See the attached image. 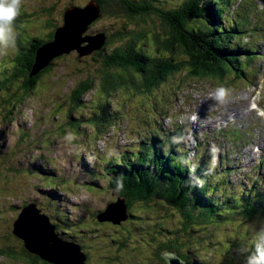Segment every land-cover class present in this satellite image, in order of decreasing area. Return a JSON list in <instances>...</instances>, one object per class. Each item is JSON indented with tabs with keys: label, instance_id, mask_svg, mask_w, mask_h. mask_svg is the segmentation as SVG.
<instances>
[{
	"label": "rangeland",
	"instance_id": "374dc122",
	"mask_svg": "<svg viewBox=\"0 0 264 264\" xmlns=\"http://www.w3.org/2000/svg\"><path fill=\"white\" fill-rule=\"evenodd\" d=\"M91 1L24 0L20 15L25 14L29 20L25 26L29 34H24L28 38L34 36L31 31L36 24L46 32L58 29L64 25L68 8L84 7ZM160 1L168 8L178 7L182 0ZM216 1L218 7L231 1L223 15L228 25L237 24L242 30L236 42L244 50L253 51V55L243 59L247 77L219 84L214 80L189 79L181 73L147 94L138 93L131 86L104 99L93 91L83 98L86 104L82 108L72 109L68 108V99L73 89L88 76L100 75L104 67L102 58L91 59L93 55L75 51L55 60L41 87L12 109L10 118L6 119L10 107L0 108L4 146L0 155V264H35V259L37 264H48L33 254L24 255L22 241L12 233L13 222L31 202L49 217L52 225L56 220L58 238L81 247L85 264H168L164 255L173 253L164 249V244L176 246L180 255L198 261L196 264H244L243 259L249 254L244 252L253 250V230L264 226V215L255 216L248 224L234 220L230 225L214 224L192 233L195 226L182 231V217L173 208L157 205L136 203L129 210L133 216L125 220L124 211L118 208L107 218H98L120 200L109 187L105 164L126 150H137L142 138H151L152 134L163 140L166 148L187 150L189 160L193 156L190 148L196 145L198 155L204 157L214 177L211 184L217 179L222 183L223 194L218 191L219 195L234 194L240 198L250 190L264 192V166L258 169L264 155V119L256 115V110H249L256 105L264 108L263 1ZM117 14L118 18L103 14L85 35L103 32L110 37L125 26L136 31L135 22ZM155 24H148L144 30L148 40L150 34L159 31ZM15 32L17 39L16 28ZM15 54L16 42L14 48L0 54V79L12 74L4 69L13 67ZM41 55L44 57L47 51ZM220 87L229 90L228 101L223 105L213 97ZM101 103L109 105L110 117L99 132L96 123L85 120L100 113ZM80 116V127H71V122ZM56 217L64 223L70 221L71 226L63 225ZM168 229H177L176 235ZM243 233L251 237L241 241ZM1 251L13 256L6 257Z\"/></svg>",
	"mask_w": 264,
	"mask_h": 264
},
{
	"label": "trees",
	"instance_id": "16d2710c",
	"mask_svg": "<svg viewBox=\"0 0 264 264\" xmlns=\"http://www.w3.org/2000/svg\"><path fill=\"white\" fill-rule=\"evenodd\" d=\"M262 1L264 7V0ZM95 2L100 5L102 14H108L113 18L119 17L117 12L124 14V18L135 22L137 29L132 31L125 26L110 37L101 32L106 36V44L103 49L93 53L91 58L103 59L104 67L101 74L97 77L88 76L73 89L68 99V108H82L86 104L83 98L93 91L104 99L122 89L129 90L131 86H134L138 93L154 92L169 77L181 73L189 79L214 80L219 84L228 83L226 80L247 77L243 59L253 55V51L244 50L236 42L242 30L237 24L228 25L226 16L223 15L226 5L231 7V1H225L222 3L225 4L224 7L221 4L218 7L216 0H182L178 7L168 8L165 3L161 4L160 0H95ZM155 2L160 5L157 6ZM28 21L23 13L15 21V28L18 30L15 64L11 69H4V71L10 69L12 74L0 79V98L3 97L0 108L10 107L6 111V114L10 111L6 119L11 117L12 109L18 108L35 94L55 63L54 61L50 67L31 77L39 49L54 41L57 28L46 32L36 24L34 31H31L35 35L28 38L24 34L25 32L29 34V30L25 29ZM150 23H156L154 27L159 31L155 33L156 35L150 34L148 40V34L144 30ZM139 42H142V45L138 47ZM108 46L113 47L103 56ZM108 108V104L101 103L98 106L100 113L97 112L92 118H86L85 122L97 124V131L101 132L110 117ZM82 119L83 116H80L76 121L73 120L71 127L79 128ZM2 136L0 131V142ZM3 148L4 146L1 147L0 155ZM174 155L181 159L175 158ZM262 163L263 160L261 165ZM105 166L108 167L109 187L117 193L119 199L125 201L128 219L133 216L129 210L136 203L157 205L165 209L173 208L182 217V231L195 226L190 230L192 233L198 232L201 227L205 229L214 224L230 225L234 220L241 221L239 224H248L255 216L264 215V192L250 190L240 198L234 194L219 195L223 194L220 188L222 183L217 179L211 184L214 177L205 162H201L199 158L189 160L186 151L181 152L174 146L166 148L163 140L153 134L151 138H142L137 150H126ZM91 176L93 179L98 177L94 173H91ZM29 204L36 203L31 202L27 205ZM57 221L71 226L68 220L65 223L60 219ZM54 225H58L56 220ZM168 231L175 234L177 229ZM240 237H244L241 241H246L251 236L243 233ZM23 248V254L28 255L24 243ZM164 249L177 253L185 262L193 264L198 262L180 255L176 246L169 247V244H164ZM251 251L247 250L244 253L250 254ZM1 252L6 257L13 256L11 252ZM23 254L20 255L24 256ZM235 257L232 255V259Z\"/></svg>",
	"mask_w": 264,
	"mask_h": 264
},
{
	"label": "water",
	"instance_id": "95a60500",
	"mask_svg": "<svg viewBox=\"0 0 264 264\" xmlns=\"http://www.w3.org/2000/svg\"><path fill=\"white\" fill-rule=\"evenodd\" d=\"M102 15L100 5L95 0L83 8H68L64 12V25L56 30L54 41L39 49L31 77L50 67L54 60L63 55L76 51L80 55L87 56L103 49L107 40L105 34L85 35L88 28ZM45 51L47 55L43 57L41 53ZM1 147L3 146L0 142V150ZM117 208L124 211V220L128 219L125 201L121 199L116 204L110 205L105 214L103 212L98 218H107ZM12 233L23 241L25 249L30 254L48 264H85L86 257L81 253V247L58 238L55 226L52 225L49 217L41 213L36 204H29L22 208L21 214L13 224ZM164 257L168 264H193L184 262L174 254L164 255Z\"/></svg>",
	"mask_w": 264,
	"mask_h": 264
},
{
	"label": "clouds",
	"instance_id": "9594fccd",
	"mask_svg": "<svg viewBox=\"0 0 264 264\" xmlns=\"http://www.w3.org/2000/svg\"><path fill=\"white\" fill-rule=\"evenodd\" d=\"M24 0H0V54L15 47V21L20 15ZM214 99L223 105L228 101L229 90L217 88ZM256 115L264 119V108L256 107ZM2 146L3 143L1 142ZM253 250L245 258L244 264H264V226L253 230Z\"/></svg>",
	"mask_w": 264,
	"mask_h": 264
},
{
	"label": "flooded vegetation",
	"instance_id": "af4514ba",
	"mask_svg": "<svg viewBox=\"0 0 264 264\" xmlns=\"http://www.w3.org/2000/svg\"><path fill=\"white\" fill-rule=\"evenodd\" d=\"M94 24H95V23H94ZM94 24H93V25H94ZM91 26H92V25H91ZM14 61H15V59L13 60V63H14ZM54 61H55V60H54ZM54 61H53V62H54ZM14 64H15V63H14ZM9 70H10V69H9ZM171 253H173V254H174V252H171ZM166 255H167V254H166Z\"/></svg>",
	"mask_w": 264,
	"mask_h": 264
},
{
	"label": "bare ground",
	"instance_id": "6f19581e",
	"mask_svg": "<svg viewBox=\"0 0 264 264\" xmlns=\"http://www.w3.org/2000/svg\"><path fill=\"white\" fill-rule=\"evenodd\" d=\"M249 110H251L250 108H249ZM254 110V109H253ZM101 177V176H100Z\"/></svg>",
	"mask_w": 264,
	"mask_h": 264
}]
</instances>
